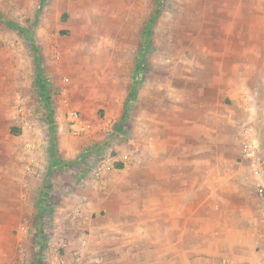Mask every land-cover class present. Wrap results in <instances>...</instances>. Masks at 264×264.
Here are the masks:
<instances>
[{
  "label": "rangeland",
  "instance_id": "rangeland-1",
  "mask_svg": "<svg viewBox=\"0 0 264 264\" xmlns=\"http://www.w3.org/2000/svg\"><path fill=\"white\" fill-rule=\"evenodd\" d=\"M0 264H264V0H0Z\"/></svg>",
  "mask_w": 264,
  "mask_h": 264
},
{
  "label": "trees",
  "instance_id": "trees-1",
  "mask_svg": "<svg viewBox=\"0 0 264 264\" xmlns=\"http://www.w3.org/2000/svg\"><path fill=\"white\" fill-rule=\"evenodd\" d=\"M132 101V98L129 99ZM100 149L96 148L95 146H92L91 148H88L83 151L81 156L72 163L73 165H76L80 168V176L81 177H86L92 175L95 167L94 165L90 162L91 158H95L97 161L101 160V155H100ZM40 211H43V218L44 219H52V204L50 203V200L43 195L41 197L40 201Z\"/></svg>",
  "mask_w": 264,
  "mask_h": 264
},
{
  "label": "built area",
  "instance_id": "built-area-1",
  "mask_svg": "<svg viewBox=\"0 0 264 264\" xmlns=\"http://www.w3.org/2000/svg\"><path fill=\"white\" fill-rule=\"evenodd\" d=\"M19 113L23 114V109L22 108L19 109ZM247 156H249V157H254L255 156V152H254L252 144L249 145L248 148H247ZM254 167L256 168L255 169L256 174L259 176L260 180L262 181L263 180V175H262L263 172L261 171L260 164H256ZM261 192H263V189L261 190Z\"/></svg>",
  "mask_w": 264,
  "mask_h": 264
},
{
  "label": "crops",
  "instance_id": "crops-1",
  "mask_svg": "<svg viewBox=\"0 0 264 264\" xmlns=\"http://www.w3.org/2000/svg\"><path fill=\"white\" fill-rule=\"evenodd\" d=\"M227 94H228V93H227ZM209 166H214V167H215V165H209ZM118 224H119V225H121V224H122V221H121V222H119Z\"/></svg>",
  "mask_w": 264,
  "mask_h": 264
}]
</instances>
